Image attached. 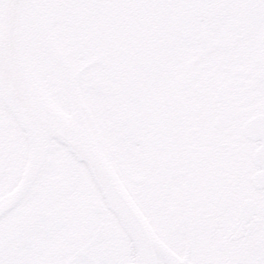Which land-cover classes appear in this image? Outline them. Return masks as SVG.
<instances>
[{
    "label": "snow or ice",
    "instance_id": "1",
    "mask_svg": "<svg viewBox=\"0 0 264 264\" xmlns=\"http://www.w3.org/2000/svg\"><path fill=\"white\" fill-rule=\"evenodd\" d=\"M0 264H264V0H0Z\"/></svg>",
    "mask_w": 264,
    "mask_h": 264
}]
</instances>
